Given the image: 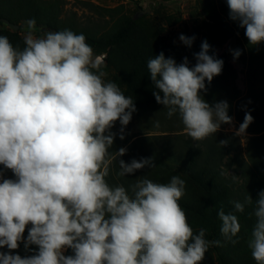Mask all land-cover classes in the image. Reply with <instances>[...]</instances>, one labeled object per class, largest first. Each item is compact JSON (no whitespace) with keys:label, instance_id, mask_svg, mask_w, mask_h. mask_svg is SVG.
I'll use <instances>...</instances> for the list:
<instances>
[{"label":"clouds","instance_id":"1","mask_svg":"<svg viewBox=\"0 0 264 264\" xmlns=\"http://www.w3.org/2000/svg\"><path fill=\"white\" fill-rule=\"evenodd\" d=\"M229 17L245 29L251 46L264 43V0H226ZM24 47L0 35V248L38 251L21 257L0 252V264H202L220 240L206 239V229L194 234L179 201L186 181L174 175L167 183L138 177L127 188L110 185V166L126 154L110 152L136 111L133 98L117 83L105 81L106 56L95 54L86 36L70 29L37 36L35 19L25 22ZM179 39L191 47L195 37ZM202 42L196 64L187 57L177 64L163 53L147 61L157 103L168 118L178 115L193 140L203 141L223 124H232L227 101L209 104L201 95L205 81L221 74L223 60L209 55ZM240 50L233 52L238 58ZM253 122L250 113L237 135ZM159 127V121H155ZM228 141L219 142L221 147ZM120 177L155 168L154 157L119 159ZM234 211L217 215L225 243H238L241 230L235 213L253 205L255 224L248 248L256 264H264V191L256 201H231ZM28 235L24 232L28 225ZM73 255H64L65 249Z\"/></svg>","mask_w":264,"mask_h":264},{"label":"trees","instance_id":"2","mask_svg":"<svg viewBox=\"0 0 264 264\" xmlns=\"http://www.w3.org/2000/svg\"><path fill=\"white\" fill-rule=\"evenodd\" d=\"M63 0H0V18L11 23L26 17H32L43 28L49 31L70 29L77 34H84L86 42L98 50V53L115 54L129 70L134 66L140 69L141 77L132 87L133 92H127L133 98L136 111L127 126H124V139L119 138L121 125L117 121L111 129L117 133L110 152L115 154L121 147L127 149L126 154L113 161L109 176L106 177L110 185L122 184L126 188L133 184L138 177L147 176L154 182L167 183L174 175H179L186 181V194L179 201L181 207L193 213L203 221L216 226L218 211L223 208L225 213L234 211L231 201L243 202L250 196L256 201L258 194L264 191V43L251 46L245 36V29L241 28L228 16V22L223 28L232 27L235 35L231 38L236 50H240L239 62L244 69V90L238 86L239 72L230 60L229 52L223 54L209 49V55L223 60V69L220 75L215 76L211 83L205 81L206 91L201 95L210 105L227 101L228 114L240 126L244 121L245 113H250L253 122L244 134L247 137L245 147H242L241 135L227 132L229 124L221 125V129L203 141L193 140L184 130V125L178 115L168 118L164 106L157 103L153 92L156 91L147 69V61L163 53L169 58L163 48L155 49L152 44H131V37L135 28V21L128 19L122 25L100 35H92L88 28L80 27L74 19L63 17ZM14 24V23H13ZM17 25V24H15ZM230 41V42H231ZM229 42V43H230ZM189 67L196 64L195 55L189 56ZM177 64L184 59H174ZM126 66V65H125ZM127 68V67H126ZM126 70L128 72L129 70ZM159 121V127L155 126ZM137 123V132H134L132 123ZM148 129H146V128ZM145 130H154L159 134H150ZM228 141L221 147L219 142ZM154 157L155 168H144L136 173L120 177L118 160L126 163L132 159ZM3 178L15 179L11 170L4 169ZM253 205H247L243 213H235L241 221L255 223L251 215ZM29 224L23 234L26 240ZM1 252L19 254L21 257L30 256L38 251L36 245L25 249L23 241L15 250L7 247L0 248ZM217 251V248H214ZM68 248L65 256L73 255Z\"/></svg>","mask_w":264,"mask_h":264},{"label":"rangeland","instance_id":"3","mask_svg":"<svg viewBox=\"0 0 264 264\" xmlns=\"http://www.w3.org/2000/svg\"><path fill=\"white\" fill-rule=\"evenodd\" d=\"M62 6L63 17L74 19L80 27L88 28V32L95 36L112 30L117 23L122 25L128 19H132L135 21V28L131 44L150 43L156 50L163 48L167 56L173 59L194 56L201 51L202 42L207 41L211 50L220 54L229 52L230 60L239 72L238 86L244 90V73H242L244 67L233 55L236 47L231 38L235 35V31L232 27L223 28V23L228 22L229 16L226 0H63ZM31 18L26 17L16 22L12 19V22L19 26L18 30L0 22V35L7 36L14 46L23 48V35L26 31L24 22ZM36 29L37 36L49 31L37 22ZM181 34L190 38L195 37L191 47L186 46L179 39ZM93 50L95 54L106 56L103 68L107 73L105 81L117 83L126 96H128L127 92H133L132 87L141 77L140 69L133 66L129 70L127 63L125 66L118 61L117 52L108 54L98 53L96 48ZM132 127L134 132H137V123H132ZM238 129L239 125L233 119L226 131L236 133ZM144 131L153 135L159 134L151 129ZM241 137L244 148L247 137L244 135ZM185 212L194 234H197L201 228L206 229V239L220 240L223 245L210 247L202 264H256L248 248L254 222L238 219L241 230L238 237L234 238L238 239V243L233 245L224 242L220 234L219 218V223L213 226L188 210ZM66 251L67 249L64 250V255Z\"/></svg>","mask_w":264,"mask_h":264},{"label":"water","instance_id":"4","mask_svg":"<svg viewBox=\"0 0 264 264\" xmlns=\"http://www.w3.org/2000/svg\"><path fill=\"white\" fill-rule=\"evenodd\" d=\"M0 22L6 24L8 26H10L14 30H18L19 29V26L18 25H15V24L11 23L9 20H7L5 18H0Z\"/></svg>","mask_w":264,"mask_h":264}]
</instances>
